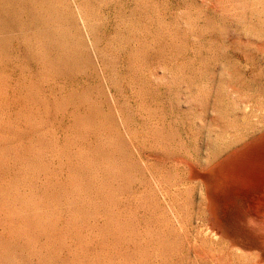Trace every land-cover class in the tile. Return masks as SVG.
I'll use <instances>...</instances> for the list:
<instances>
[{
    "label": "rangeland",
    "instance_id": "rangeland-1",
    "mask_svg": "<svg viewBox=\"0 0 264 264\" xmlns=\"http://www.w3.org/2000/svg\"><path fill=\"white\" fill-rule=\"evenodd\" d=\"M0 264H264V0H0Z\"/></svg>",
    "mask_w": 264,
    "mask_h": 264
},
{
    "label": "bare ground",
    "instance_id": "bare-ground-1",
    "mask_svg": "<svg viewBox=\"0 0 264 264\" xmlns=\"http://www.w3.org/2000/svg\"><path fill=\"white\" fill-rule=\"evenodd\" d=\"M45 3V2H44ZM82 4V3H81ZM86 18V17H85Z\"/></svg>",
    "mask_w": 264,
    "mask_h": 264
}]
</instances>
